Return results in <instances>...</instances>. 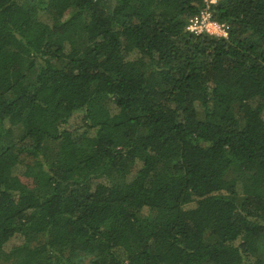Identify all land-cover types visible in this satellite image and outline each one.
I'll return each mask as SVG.
<instances>
[{
	"label": "trees",
	"instance_id": "16d2710c",
	"mask_svg": "<svg viewBox=\"0 0 264 264\" xmlns=\"http://www.w3.org/2000/svg\"><path fill=\"white\" fill-rule=\"evenodd\" d=\"M204 1L0 0V264H264V0Z\"/></svg>",
	"mask_w": 264,
	"mask_h": 264
},
{
	"label": "built area",
	"instance_id": "2783aa9c",
	"mask_svg": "<svg viewBox=\"0 0 264 264\" xmlns=\"http://www.w3.org/2000/svg\"><path fill=\"white\" fill-rule=\"evenodd\" d=\"M217 0H205V7L199 12L198 15L192 17L187 24L186 31L195 34H207L213 37H227L226 28L224 25L215 22L212 19L210 5L214 4Z\"/></svg>",
	"mask_w": 264,
	"mask_h": 264
},
{
	"label": "rangeland",
	"instance_id": "374dc122",
	"mask_svg": "<svg viewBox=\"0 0 264 264\" xmlns=\"http://www.w3.org/2000/svg\"><path fill=\"white\" fill-rule=\"evenodd\" d=\"M70 126H71V127H76V126H75V121H73L72 119L69 121V128H71ZM22 172H23V168H22L21 166L15 168V169L13 170V174H14V175H18V174H20V173H22ZM16 242H17V240L13 241L12 244H15Z\"/></svg>",
	"mask_w": 264,
	"mask_h": 264
},
{
	"label": "clouds",
	"instance_id": "9594fccd",
	"mask_svg": "<svg viewBox=\"0 0 264 264\" xmlns=\"http://www.w3.org/2000/svg\"><path fill=\"white\" fill-rule=\"evenodd\" d=\"M215 3H216V2H215ZM215 3H214V4H215ZM215 22H216V21H215ZM217 23H218V22H217Z\"/></svg>",
	"mask_w": 264,
	"mask_h": 264
}]
</instances>
